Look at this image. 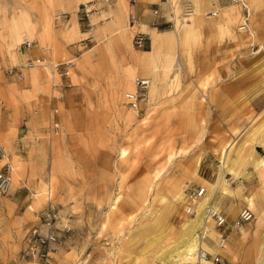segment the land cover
Segmentation results:
<instances>
[{
    "label": "rangeland",
    "instance_id": "obj_1",
    "mask_svg": "<svg viewBox=\"0 0 264 264\" xmlns=\"http://www.w3.org/2000/svg\"><path fill=\"white\" fill-rule=\"evenodd\" d=\"M151 1L0 0V264H46L34 232L56 236L49 264H172L197 219L181 193L201 187L227 217L205 226L208 245L227 237L211 254L264 264V220L235 226L264 214V0Z\"/></svg>",
    "mask_w": 264,
    "mask_h": 264
},
{
    "label": "built area",
    "instance_id": "obj_2",
    "mask_svg": "<svg viewBox=\"0 0 264 264\" xmlns=\"http://www.w3.org/2000/svg\"><path fill=\"white\" fill-rule=\"evenodd\" d=\"M233 2H240V0H231ZM147 37L145 34H139L137 38L135 39L136 46L138 48H142L146 44ZM137 91L133 92L132 97L127 94V99H128V104L132 105L133 107L137 106L140 100L145 99L146 94H147V89L149 86V81L142 79L141 78L137 81ZM7 154L4 148L0 147V162L4 161L6 158ZM12 173L10 170L9 166H3L2 169L0 170V192L1 193H8L11 187V182H12ZM206 194V188L201 187L199 188L196 192L190 193V196L192 197H197L201 198ZM196 211L195 210H189L187 213L189 214H194ZM209 216H211L213 222L215 223V226L219 228V230L227 224V217L225 214L221 211H215L212 208L208 210ZM253 215L252 212L248 209L245 208L243 209L236 222L235 226L240 227L243 224L249 223L250 221L253 220ZM57 239L54 233L48 234V236L43 237L40 236L37 232L33 233V238L32 241L27 249V255L35 260H39L41 262H44L46 264L50 263V258L51 254L54 252V244H56ZM219 244L220 248H225L227 244V237L225 236V233H222L220 235L219 239ZM202 249V248H201ZM199 257H204V259L207 260V262H203L204 260H201L198 262V264H226L225 259L223 256L218 253V254H211L210 252L202 249L200 251V256Z\"/></svg>",
    "mask_w": 264,
    "mask_h": 264
},
{
    "label": "bare ground",
    "instance_id": "obj_3",
    "mask_svg": "<svg viewBox=\"0 0 264 264\" xmlns=\"http://www.w3.org/2000/svg\"><path fill=\"white\" fill-rule=\"evenodd\" d=\"M236 3H239L237 5H239L241 7L243 6V8L245 7V9H247L246 8L247 3H246L245 0H240V2L238 1ZM222 9H224V8H222ZM241 11H242L241 9L235 8V7H233L232 9H224V10H222L218 14L220 21H222L221 22L222 25L225 26V27H229L233 23V20H236V18L238 16H240ZM203 16H204V14L201 15L202 20L205 19ZM247 19L248 18L245 17V21ZM245 26H246V22H244V25L241 26L242 29H245L246 28ZM191 28H193L192 25H188L185 28H183V31L189 33V32H191L190 31ZM157 38H158V35L157 34H154L153 35V39H154V45L153 46H154V49L155 50L157 49V47L159 45V42H158V39ZM142 49H143V47H142ZM151 53L152 52H147V54H151ZM139 79L140 78H137L136 81H135L136 82L135 83L136 88L133 91L127 93L131 97L133 95L132 93L137 91V87H138V85H137L138 82L137 81ZM149 90H150V81H149ZM127 94H126V96H127ZM137 108L138 107L135 106V109H137ZM13 183L14 182H13V179H12L10 189L14 186ZM210 196L211 195H209V196H206L205 195V196H203L201 198H197V197L190 196V194H187L184 197L183 192L181 193V197H182L181 199H184V198L186 199V200L184 199L185 200L184 201V205H185L184 211L187 214V212L189 210H191V211L192 210H195L196 212L194 214L193 213L192 214H188V216H190L192 218L197 217V219L191 221L192 229H189L187 232L185 231L186 234L184 233V236L186 235V237L184 239H182V241L176 247H174L173 251L176 252L177 256H179V259L177 260V262H174L172 264H178V263L182 264V262L183 263H185V262H191V263L194 262V264H198V262L200 260H201V262H202V260H204L203 262H205V261L207 262V260L204 259V257H202V258L199 257L200 256V251L202 249L208 251L207 249L203 248L200 245L202 244V242H207L205 240V231L207 229L206 228L207 227V224L212 223L213 227L216 228L215 223L213 222L211 216H209V214H208V210L210 208H212L215 211H217V210L219 211V208L213 203L214 200H212V198ZM251 202H250V204L253 206V204ZM249 210L252 212V214H254L251 209H249ZM253 219H255V214L253 215ZM197 229H200V230H197ZM196 231H199L200 233L196 234L197 233ZM217 248H219L218 250L220 251V250H225L226 247L225 248H220V244L218 242ZM173 254H175V253H173ZM173 254H170V256L173 255ZM173 257H176V256H173ZM50 260H51V258H50ZM170 260H171V258H170Z\"/></svg>",
    "mask_w": 264,
    "mask_h": 264
},
{
    "label": "crops",
    "instance_id": "obj_4",
    "mask_svg": "<svg viewBox=\"0 0 264 264\" xmlns=\"http://www.w3.org/2000/svg\"><path fill=\"white\" fill-rule=\"evenodd\" d=\"M151 1V0H150ZM150 3H152V4H155L156 2L154 1V0H152ZM214 6V5H213ZM214 7H217L216 5L214 6ZM219 8H221L220 6H219ZM213 13H215V12H217L216 10H214V11H212ZM215 15V14H214ZM157 35L159 34L158 32L156 33ZM153 38V37H152ZM158 39V38H157ZM152 43H153V45H154V39H153V41H152ZM153 48H154V46L152 47V49L151 50H145L144 52L147 54V52H153ZM152 54V53H151ZM150 55V54H149ZM137 62H140V60L139 59H137L136 60ZM140 78V77H139ZM137 79V78H136ZM136 81V80H135ZM130 82V84L132 83L131 82V80L129 81ZM136 83V82H135ZM135 83H134V89H135ZM133 89V90H134ZM132 90V91H133ZM256 150L257 151H260V150H264V145L263 144H257L256 145ZM251 179L253 180V183L255 182V185H258V176H256L255 174H253L252 176H251ZM213 203L215 204V200L213 201ZM249 204H250V202H249ZM216 205V204H215ZM251 205V204H250ZM217 206V205H216ZM252 206V205H251ZM218 207V206H217ZM246 208H248V207H246ZM243 209H245V208H243ZM242 209V210H243ZM249 209H251V208H249ZM241 210V211H242ZM240 211V212H241ZM253 211V210H252ZM240 212H239V214H240ZM254 214H255V219H258V218H260V219H262V220H264V214L263 215H261V213L259 212V210L258 209H256V213H257V215H256V213L255 212H253ZM239 216V215H238ZM254 225L255 224H246V228H252V227H254ZM217 229V228H216ZM238 231H242L241 229L240 230H238ZM238 231H234V232H232V234H230V237L232 238V242H234L235 240H237V238H239L240 237V235H238ZM208 244H210L208 241L207 242H202V244L200 245V246H202L203 248H205V249H207L209 252H215L216 253V251L218 250L216 247H215V243H214V245L212 246V245H208ZM219 251V250H218Z\"/></svg>",
    "mask_w": 264,
    "mask_h": 264
}]
</instances>
